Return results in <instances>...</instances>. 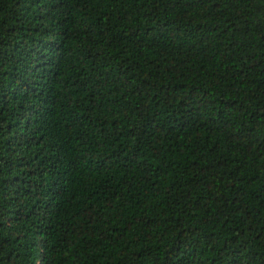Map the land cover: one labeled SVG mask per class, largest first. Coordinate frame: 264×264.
Wrapping results in <instances>:
<instances>
[{
    "label": "trees",
    "instance_id": "1",
    "mask_svg": "<svg viewBox=\"0 0 264 264\" xmlns=\"http://www.w3.org/2000/svg\"><path fill=\"white\" fill-rule=\"evenodd\" d=\"M0 264H264V0H0Z\"/></svg>",
    "mask_w": 264,
    "mask_h": 264
}]
</instances>
